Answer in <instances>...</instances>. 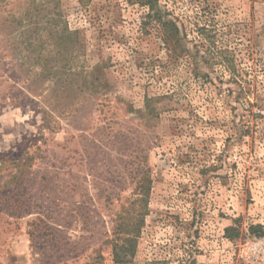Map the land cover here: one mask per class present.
Instances as JSON below:
<instances>
[{"label":"rangeland","instance_id":"obj_1","mask_svg":"<svg viewBox=\"0 0 264 264\" xmlns=\"http://www.w3.org/2000/svg\"><path fill=\"white\" fill-rule=\"evenodd\" d=\"M145 1L0 0V264H264V0Z\"/></svg>","mask_w":264,"mask_h":264},{"label":"trees","instance_id":"obj_2","mask_svg":"<svg viewBox=\"0 0 264 264\" xmlns=\"http://www.w3.org/2000/svg\"><path fill=\"white\" fill-rule=\"evenodd\" d=\"M144 3L149 5V8L154 11L153 12V16L158 17V19L161 22V15H160V10L158 8H155V3L156 0H147ZM162 25H164L167 29V38L169 37H173L175 34H177L178 32V28L177 26L172 22V21H165V22H161ZM167 38H164L165 41L167 40ZM224 50L223 49H205V51L202 52V54L200 55V58L202 60V62L205 65L208 66H212L214 64H222L225 67H228L230 60H228L226 58V56L223 55ZM115 256L118 258V254L117 252H115Z\"/></svg>","mask_w":264,"mask_h":264}]
</instances>
